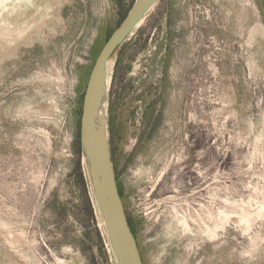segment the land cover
<instances>
[{
	"label": "rangeland",
	"instance_id": "374dc122",
	"mask_svg": "<svg viewBox=\"0 0 264 264\" xmlns=\"http://www.w3.org/2000/svg\"><path fill=\"white\" fill-rule=\"evenodd\" d=\"M135 1L0 3V264H121L80 131ZM105 75L143 263L264 264V0H158Z\"/></svg>",
	"mask_w": 264,
	"mask_h": 264
},
{
	"label": "water",
	"instance_id": "95a60500",
	"mask_svg": "<svg viewBox=\"0 0 264 264\" xmlns=\"http://www.w3.org/2000/svg\"><path fill=\"white\" fill-rule=\"evenodd\" d=\"M158 0H136L126 17L111 34L98 55L90 74L83 101L80 137L88 157L99 171L110 195V207L101 201L109 231L113 233L114 245L121 264H144L137 240L130 226L120 194L115 170L109 157L104 156L97 148L94 135L95 91L99 76L108 60L116 50L132 34L138 24Z\"/></svg>",
	"mask_w": 264,
	"mask_h": 264
},
{
	"label": "bare ground",
	"instance_id": "6f19581e",
	"mask_svg": "<svg viewBox=\"0 0 264 264\" xmlns=\"http://www.w3.org/2000/svg\"><path fill=\"white\" fill-rule=\"evenodd\" d=\"M9 1H12V0H0V3L3 4V3H7ZM15 10H16V8H15ZM10 13H12V12H10ZM141 23H142V21L138 24V26ZM109 61L110 60H108L104 69L102 70V72L99 76V79H98L97 86H96L95 98H94L95 107H94L93 135H94L95 144H96L97 148L100 150V152L102 154H104V156H107V157H109L110 160H112L111 159V149H110V144H109V137H108L109 136L108 135V126H107L108 103L106 101V96H107V91H108L110 81L108 79H106V75H105ZM84 152L86 154L85 157L88 160L91 182H92V186L94 189V193L96 195L95 198L97 199L98 205L102 211L101 201H104L107 204V207H110V195H109V192L105 186V183H104L99 171L93 165V163L90 160V158L88 157L85 149H84ZM110 233H111L113 241H114V236H113L112 231ZM113 252H114V250H113Z\"/></svg>",
	"mask_w": 264,
	"mask_h": 264
}]
</instances>
